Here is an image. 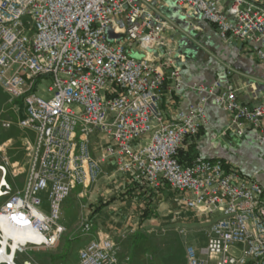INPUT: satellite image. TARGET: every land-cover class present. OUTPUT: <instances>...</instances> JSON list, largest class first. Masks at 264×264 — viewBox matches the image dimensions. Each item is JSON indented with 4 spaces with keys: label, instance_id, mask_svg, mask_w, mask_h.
<instances>
[{
    "label": "built area",
    "instance_id": "obj_1",
    "mask_svg": "<svg viewBox=\"0 0 264 264\" xmlns=\"http://www.w3.org/2000/svg\"><path fill=\"white\" fill-rule=\"evenodd\" d=\"M172 7L193 32L202 20L264 66V0H0V86L23 103L19 126L35 135L24 189L13 192L0 167V264L56 245L63 204L78 188L84 196L105 163L151 190L169 186L187 208L209 214L208 243L188 247L187 264H264L259 181L222 160L198 157L183 166L177 159L207 125L212 97L231 127L250 129L264 147V101L243 106L234 87L217 82L196 87L206 95L197 106L167 116L163 98L182 92L181 40L190 38L171 19ZM108 30L120 38L110 41ZM46 81L52 84L41 93ZM3 225L37 239L14 250ZM116 254L111 240H95L81 264H112Z\"/></svg>",
    "mask_w": 264,
    "mask_h": 264
},
{
    "label": "rangeland",
    "instance_id": "obj_2",
    "mask_svg": "<svg viewBox=\"0 0 264 264\" xmlns=\"http://www.w3.org/2000/svg\"><path fill=\"white\" fill-rule=\"evenodd\" d=\"M133 58L139 60L141 56L137 53L134 54ZM51 84L50 81H46L40 92L42 93L43 89L47 91ZM24 118L25 108L23 103L12 101L0 86V167L6 168V180L13 192L24 189L30 148L35 140L33 132L24 130L19 126L20 121ZM197 137H194V139ZM224 163L228 168L232 166L243 176L250 177L246 175L245 169L240 170L238 167ZM256 165L258 164L254 163L253 166ZM117 169L115 164L105 163L100 179L87 189L84 196H80L82 189L78 188L66 200L62 207L60 221L65 231L56 245L32 248L24 253H18L16 264H22L21 261L24 264H41L37 260L35 262L31 260L32 256L41 254L51 256L49 257L51 264L58 262V264H81V252L93 241L103 239H109L117 246L116 262L112 264H187L188 247L193 246L198 250L206 247L208 243L209 214L204 212V209L198 211L187 208L184 203V195L174 191L169 186H163L159 190H151L145 187L139 178V186L144 187L146 191L151 190L158 194L153 205L157 217L153 221L149 220L141 224L140 216L143 211L141 207V212L138 215L139 230L146 236L147 242L140 253L139 251L134 252L132 239L137 232L134 233L133 227L124 225L119 228H111L107 225L111 221L110 212L112 210L109 207L113 208L114 214H120L117 211L121 206L120 202L127 205V208L132 206L128 209L134 208V205L137 206V203H139L134 201L138 197L135 191L137 188L133 187L132 184L130 186L125 185L123 178L127 174ZM261 175L264 178V171ZM2 178L3 174L0 170V183ZM132 179L138 180L135 177H132ZM256 180L258 181V179ZM110 200H113V203L99 212L100 215L97 216L98 213H94L95 209L100 204H105ZM2 201H0V206ZM66 208L67 210H65ZM71 208L73 209L70 210ZM137 211H139V206H137ZM127 213L129 212L123 210L121 214L126 215ZM88 224L92 228L91 232L86 233L84 227ZM77 255L79 256L78 259Z\"/></svg>",
    "mask_w": 264,
    "mask_h": 264
},
{
    "label": "crops",
    "instance_id": "obj_3",
    "mask_svg": "<svg viewBox=\"0 0 264 264\" xmlns=\"http://www.w3.org/2000/svg\"><path fill=\"white\" fill-rule=\"evenodd\" d=\"M193 38L194 41L191 44L181 47V52L186 57L181 64L182 92L172 99L168 94L163 98L162 108L167 116H172L176 111L188 112L192 107L197 106L202 96L196 87L212 86L217 82L223 87H234L237 91V100L243 106L253 108L264 101V66L250 50L241 45L225 44L219 38L216 28L206 23L200 30L193 32ZM210 99L206 105L208 123L195 138L199 156L211 160H222L240 170L245 169L247 176L258 179L264 187V178L261 175L264 171V147L259 145L257 134L250 130L239 134L231 127L228 114ZM254 163L258 165L253 166ZM127 176L123 178L125 185L132 184L137 188L135 191L138 197L134 201L139 202L137 203L139 211L136 205L128 209L132 206L127 208V205L120 202L121 206L117 210L120 214H114L113 208L109 207L112 210L111 221L107 225L111 228L130 226L136 233L140 231L138 215L141 207L143 209L145 205L146 190L139 186V180H133L132 177ZM123 210L128 211L130 215L129 213L121 214ZM99 215L98 213L97 216ZM119 219L121 221L118 222ZM49 257L51 256L48 254H41L32 256L31 260L33 262L37 260L41 264H51ZM78 257L77 255V259ZM21 263L24 264L23 261Z\"/></svg>",
    "mask_w": 264,
    "mask_h": 264
},
{
    "label": "trees",
    "instance_id": "obj_4",
    "mask_svg": "<svg viewBox=\"0 0 264 264\" xmlns=\"http://www.w3.org/2000/svg\"><path fill=\"white\" fill-rule=\"evenodd\" d=\"M199 157L196 145H195V139H188L186 140L185 144L179 149L177 159L180 164L183 166H189L193 163V161ZM224 162V161H223ZM145 206L143 208L142 214L140 216V223H144L146 221L155 219L157 217V214L155 213L153 209L154 201L157 197V193L151 190H147L145 193ZM111 203H113V200H110L106 202L105 204H100L98 208L95 209L94 213H99L106 207H108ZM132 247L133 251L139 253L142 251V248L144 247V244L147 242L146 236L142 232H137L134 234V237L132 239Z\"/></svg>",
    "mask_w": 264,
    "mask_h": 264
},
{
    "label": "water",
    "instance_id": "obj_5",
    "mask_svg": "<svg viewBox=\"0 0 264 264\" xmlns=\"http://www.w3.org/2000/svg\"><path fill=\"white\" fill-rule=\"evenodd\" d=\"M170 17L176 24L182 26V28L185 31H187V33H188V35L190 37V38L185 37V38H183L181 40V47L191 44L192 40H194V38H193V30H190L189 29V24L184 22L183 18L179 14V9L176 8V7H172V15ZM204 24L205 23L202 20L199 22V26L201 28L203 27ZM107 33H108L110 41H113L114 39L120 38L119 36L114 35L111 30H108ZM205 96L206 95H203L202 97H205ZM210 100L214 101V98L212 97Z\"/></svg>",
    "mask_w": 264,
    "mask_h": 264
},
{
    "label": "bare ground",
    "instance_id": "obj_6",
    "mask_svg": "<svg viewBox=\"0 0 264 264\" xmlns=\"http://www.w3.org/2000/svg\"><path fill=\"white\" fill-rule=\"evenodd\" d=\"M4 232L7 238H10L14 241L13 249L16 250L20 245L26 243L28 240L35 239V235L31 233H21L15 232L7 228V226L3 225ZM37 239V238H36Z\"/></svg>",
    "mask_w": 264,
    "mask_h": 264
}]
</instances>
